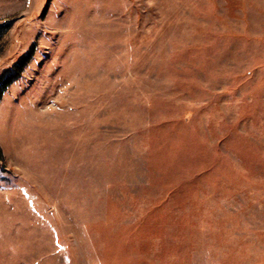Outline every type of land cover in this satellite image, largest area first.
I'll return each instance as SVG.
<instances>
[{
    "label": "rangeland",
    "instance_id": "obj_1",
    "mask_svg": "<svg viewBox=\"0 0 264 264\" xmlns=\"http://www.w3.org/2000/svg\"><path fill=\"white\" fill-rule=\"evenodd\" d=\"M13 68L0 264H264V0H0Z\"/></svg>",
    "mask_w": 264,
    "mask_h": 264
},
{
    "label": "trees",
    "instance_id": "obj_2",
    "mask_svg": "<svg viewBox=\"0 0 264 264\" xmlns=\"http://www.w3.org/2000/svg\"><path fill=\"white\" fill-rule=\"evenodd\" d=\"M24 63H26V58L21 59V61L17 63V65L22 66ZM16 75H17V71L13 68V73L7 72L6 74L0 77V100L2 98L3 92L13 82Z\"/></svg>",
    "mask_w": 264,
    "mask_h": 264
}]
</instances>
